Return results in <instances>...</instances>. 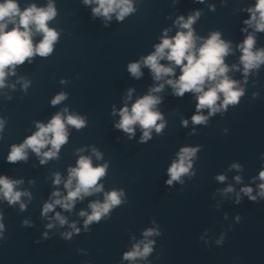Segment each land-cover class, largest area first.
Here are the masks:
<instances>
[{"label":"clouds","instance_id":"1","mask_svg":"<svg viewBox=\"0 0 264 264\" xmlns=\"http://www.w3.org/2000/svg\"><path fill=\"white\" fill-rule=\"evenodd\" d=\"M86 4H91L93 0H84ZM97 7L92 9L94 15H102L107 19H110V14L118 11L117 19L122 20L126 15L132 12L134 9L131 4V0H95ZM252 13L251 19L245 21L246 24H252L255 22V29L257 31H264V0H257L254 9H249ZM259 13V19L257 20L256 13ZM56 15L55 8L52 4H49L46 9L37 8L32 5L26 8L24 11H20L16 0H4V3H0V87L4 85V78L6 76L5 69L9 66L22 64L27 58L32 57L34 54H38L42 57L48 56L53 51V44L58 39V33L50 29L47 26V22ZM189 16L187 21H184L183 17H179L178 23L184 29H188L187 32H177L175 37L168 38L167 31L161 43L156 45L155 52L144 58L143 63L148 66L154 74L156 80H160L163 76H167L173 73V68L163 66L159 61L166 58L168 61H172L175 65L181 67V75L178 80L169 79L167 83L171 85L177 96H183L185 92L201 93L198 97V103L196 105L197 111L200 109H210L209 115L219 111L217 107V100L219 99V93H223L224 99L220 107L227 108L229 104H236L239 98L243 95V90L236 88V82L230 80L227 75V66L224 64V56L229 52V44L220 39L218 32L212 33L210 37L203 43L198 50H195V40L193 35L192 24L195 22L196 17ZM17 17L19 20L17 22ZM11 22L14 27L10 31H5L7 23ZM35 25L37 32L43 33L42 41L33 47L32 43V31L30 26ZM23 28V31L20 29ZM255 40L252 35H249L239 47L242 51L241 63L244 66V72L247 74L250 69L257 68L261 63H264V50L253 52ZM167 50V52H166ZM186 61L187 63H184ZM129 72L136 77L141 75L140 63H131L128 65ZM213 87H209L207 91H204V85L206 81H217ZM163 88V84L151 89L152 92H159ZM65 99L63 93L57 95L52 104L55 105ZM160 102V99L151 94L146 95L138 99L131 107L129 111L128 107H124L120 111L121 120L116 125L117 128L122 129L126 133L132 134L134 132L133 125L139 124L144 129L141 141H145L150 138V129L155 128L157 132H160L164 127L163 124H157L158 120L162 119L159 112L154 111L153 107ZM207 117L196 114L192 116L194 124H201L206 121ZM67 123L73 125L77 129L84 126V120L80 117L69 115L67 116ZM187 120L183 121V124L187 125ZM2 128V123H0ZM38 131L32 136L28 137L24 143L19 146L13 145L11 152L7 159L9 162H16L18 160L26 159V148H31L37 155L41 154V149L47 144H51L52 149L44 152L45 159H50L56 156L61 145L67 141V133L65 130V123L60 114L54 116L51 121L45 126L44 124H37ZM51 134V138H49ZM198 149L185 147L180 150L179 159L172 163L168 169L170 178L166 181L168 185H171L173 181L180 180L183 174L189 172L191 168V160ZM99 155V154H97ZM45 159L41 160V163L45 162ZM78 166L76 168L69 169V179L65 184V187L70 189L67 196L61 200H55V204H60L66 209L72 207V202L76 198L81 196V193L88 195L90 190L100 191L97 185L98 180L105 175L106 165L93 167L90 158L80 157L78 160ZM234 167H238L234 165ZM260 179L264 180V171L260 172ZM76 178L77 184L74 190L72 188V178ZM220 181L225 179L224 176L217 177ZM239 180V177H236ZM18 181H10L6 177H0V191H2L4 197L9 203H15L20 200L21 192L14 191V184ZM54 183H60V177L57 174ZM261 195H264V184H261ZM227 191H232L229 187ZM246 194H249V198L255 200L256 197L251 196V188L242 189ZM55 196H59V193H53ZM122 192L112 191L105 196L104 203H92L90 205L92 209L91 215L87 216L85 225L87 226L93 221H99L102 216L107 214L110 209L121 203L120 196ZM54 207L53 204H45L44 213L46 214ZM21 208L24 205L21 204ZM81 216L85 213L81 212ZM56 218L61 224L65 223V219L56 214ZM3 225L0 224V228ZM73 227H75L73 225ZM78 231V229H77ZM153 234V230H147L144 235L147 237ZM70 235V234H69ZM152 241L144 243V247L141 250L139 245H136L130 252L124 254V259L133 260L136 257H147L152 251Z\"/></svg>","mask_w":264,"mask_h":264}]
</instances>
